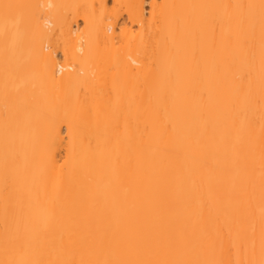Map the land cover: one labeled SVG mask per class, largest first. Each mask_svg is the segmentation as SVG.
Instances as JSON below:
<instances>
[{
	"label": "bare ground",
	"instance_id": "obj_1",
	"mask_svg": "<svg viewBox=\"0 0 264 264\" xmlns=\"http://www.w3.org/2000/svg\"><path fill=\"white\" fill-rule=\"evenodd\" d=\"M0 264H264V0H0Z\"/></svg>",
	"mask_w": 264,
	"mask_h": 264
}]
</instances>
